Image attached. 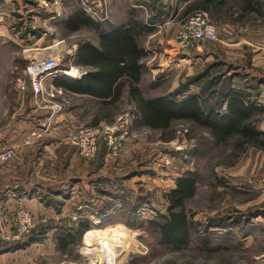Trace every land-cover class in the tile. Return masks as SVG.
<instances>
[{
    "label": "rangeland",
    "instance_id": "374dc122",
    "mask_svg": "<svg viewBox=\"0 0 264 264\" xmlns=\"http://www.w3.org/2000/svg\"><path fill=\"white\" fill-rule=\"evenodd\" d=\"M205 2L0 0V13L7 9L3 23L6 22L18 40H25L22 46L11 41L1 51L0 139L16 141L18 146L25 145L26 148L31 146L27 152L31 154L33 166L40 168L46 154L43 142L60 136L63 144L57 152L59 158H49L47 162L44 159L42 163L54 170L55 175L50 177L56 180L52 178L54 181L50 183L55 188L84 181L81 187L86 193L95 183V193L90 194L102 199L97 206L80 209L73 215L77 208L75 201L70 200L65 206V199L72 195L71 187L61 197L56 195L58 191L43 192L36 187L27 190L29 195H37L43 202L54 205L56 215H43L37 219L32 210L17 206L6 222L11 238L0 235V253L45 243L49 254L38 256L34 261L38 264H218L225 254L232 256L230 252H208V248L222 245V241L219 245L217 242V238L223 236L219 235L222 232L224 236L238 233L234 239L236 246L240 244L239 238L243 239L251 232L253 242L257 243L256 250L263 248L264 148H238V136L218 144L209 128L191 119H176L167 129L150 128L142 122L136 102L127 91L118 103L105 106L97 100L79 98L54 87L52 77H48L45 100L36 102L33 99L32 106L38 108L33 112L32 91L21 93L17 90L19 79L29 66L51 57H57L66 72L72 69L86 72L88 67L77 60L81 44L99 45L101 34L111 30L112 24L138 20L151 29L140 36L147 52L143 60L144 76L139 83L145 97L173 95L181 100L198 96L207 108L223 109L224 93L233 86L250 95L257 107H264V0H256L258 9L251 10H246V0ZM80 10L94 22H100L102 27L68 28L70 17ZM199 10L206 11L217 26L218 40L204 41L184 50L177 39L178 33ZM176 14L177 20L171 19L170 16ZM174 28L179 29L176 40L181 53L168 49L171 46H166L169 51L165 45L158 46L159 35L154 36L167 30L172 34L170 31ZM31 52L36 59L32 63L24 58V54L29 56ZM172 60L170 66L177 64V67L170 77L164 78L163 70L157 69L166 67ZM68 76L78 78L74 74ZM46 105H54V109H47ZM14 107L18 110L13 112ZM47 110L51 111L50 115ZM57 111L64 113L60 117L63 119L61 127L53 122ZM123 119L129 122L132 135L120 154H111L102 141L95 159L81 156L72 140L81 127L113 129ZM29 120H33L32 126ZM252 120L264 132V110H257ZM4 149L3 152L12 151L14 157L13 145H6ZM74 168L83 173L82 180L78 179L77 173H70ZM186 174L197 177L196 194L186 203L192 238L189 244L175 247L166 243L161 231L149 222L167 221L168 194L176 187L177 178ZM22 191L18 189L17 195L24 194ZM0 195L4 198V191ZM24 211L30 214L33 228L18 236ZM87 220L91 222L89 229L83 234L76 233L79 224ZM69 233L74 238L66 249H61L57 238ZM50 234H54L58 244L56 252L51 250L52 244H48ZM112 236L125 237L131 246L119 260L103 251L111 245ZM240 256L245 264L249 263L246 253H240Z\"/></svg>",
    "mask_w": 264,
    "mask_h": 264
},
{
    "label": "trees",
    "instance_id": "16d2710c",
    "mask_svg": "<svg viewBox=\"0 0 264 264\" xmlns=\"http://www.w3.org/2000/svg\"><path fill=\"white\" fill-rule=\"evenodd\" d=\"M207 4L213 0H205ZM256 0H246L247 9L256 8ZM68 28L79 30L83 25L102 27L92 20L84 10L70 17ZM151 29L138 20L123 23L100 36L99 45L90 42L81 44L77 51L79 64L88 67L80 78L66 74L57 75L55 87L68 92L83 94L97 99L105 106L118 103L125 90L136 102L142 122L154 129H167L176 119H191L210 129L218 144L226 143L238 136V148L250 146L264 148V132L252 120L254 113L264 107H257L250 95L236 87H229L224 93L223 106H204L198 96L178 100L173 95L145 97L139 86L142 79L146 50L140 36ZM197 191V177L186 174L177 178L176 187L168 194L169 217L166 222L150 221V225L161 231L163 240L175 247L189 244L192 238L191 220L186 203ZM90 221L81 222L76 233L89 229ZM71 231V229L69 230ZM71 233L57 238L61 249H66L73 240Z\"/></svg>",
    "mask_w": 264,
    "mask_h": 264
},
{
    "label": "crops",
    "instance_id": "0c3cea01",
    "mask_svg": "<svg viewBox=\"0 0 264 264\" xmlns=\"http://www.w3.org/2000/svg\"><path fill=\"white\" fill-rule=\"evenodd\" d=\"M194 0H186V3H192ZM247 10H251V9H247ZM1 15V20H0V58H1V51L4 47L8 46V44L12 41L15 44H19L20 46H22V43L25 42V40H18L17 36L15 34H12L10 32V30L8 29V25L3 23V18L6 17L7 15V9L2 10V13H0ZM3 16V17H2ZM173 16V15H172ZM174 20H177V14L174 15ZM130 21V20H129ZM127 21V22H129ZM125 22V23H127ZM124 22L118 23V24H112L111 29L123 24ZM160 28H165V26H160ZM163 30V29H162ZM160 30V31H162ZM165 30V29H164ZM179 30V29H178ZM176 28L172 29L170 31L169 34L168 30L167 32L161 33L158 32L157 34L155 33V35H159L160 40L158 41V46L159 45H165L164 47L167 49L168 46H171V48L169 47L168 49H172V51L177 52V53H181L180 49H179V45L177 43V31ZM166 33V34H165ZM158 39V38H157ZM32 41V40H30ZM174 42H176V44H174ZM29 45H33V41L30 42ZM143 45V44H142ZM167 46V47H166ZM167 49V50H168ZM169 51V50H168ZM176 53V54H177ZM34 52H31V54L29 56H27L26 54H24V58L27 59L28 61H30L31 63L36 60L34 57ZM173 60L167 63L166 67L164 68H158L157 71H162L163 72V77H170V75L172 73H174L175 71V67H177V64H173L172 66H170V63H172ZM144 75H142L143 78ZM55 77L51 78V82L53 85V80ZM142 80V79H141ZM54 86V85H53ZM55 87V86H54ZM59 88V87H56ZM31 91V90H30ZM125 91H127L128 95H129V90L126 89ZM126 93V94H127ZM32 94V92H31ZM74 95H76L79 98H84V99H94L97 100L91 96L88 95H83V94H76L73 93ZM125 94V93H124ZM130 96V95H129ZM33 95H31L30 98V104H31V111H37L38 108L34 109L35 107L32 106V101H33ZM98 101V100H97ZM54 102V104L59 103V101H52ZM21 106V105H20ZM19 106V107H20ZM47 109L51 108L54 109V105H46L45 106ZM18 108L14 107L13 108V112L17 111ZM21 110V109H19ZM49 111V115L51 113L50 110ZM43 112V111H42ZM64 113L61 112L59 113V111L56 112L55 117L53 118V122L55 121L56 126L61 127V123L63 121L60 120V117H63ZM68 115H72L71 113H68ZM56 118V119H55ZM49 118L47 117V119H45L46 121ZM30 121V120H29ZM40 121H43L42 119H40ZM13 122H16L15 120ZM52 122V123H53ZM30 126H32L33 124V120L30 121ZM56 131H58L56 129ZM14 133V132H13ZM16 133V131H15ZM58 134V132H56ZM63 139L60 138V136H54L51 137L49 139V141H45L43 142L44 145V151L46 152V154L43 156V159H41V167L38 168L37 166H33L32 163V158H31V154L27 149H30V147H25V145H20L18 146L16 144V141L9 140L8 142H4L2 139H0V154L3 152L4 146L9 145V147H11L13 145V151H14V157L9 161L6 162L4 160L1 159L0 157V192L4 191V198H2V196L0 195V235L5 236L6 238L10 239L11 237V233H8L6 230V222L9 221L10 216H12V212L14 209H16L17 206L22 205L27 207L28 209L32 210L34 215L36 216V218L38 219L40 216L44 217H53L54 213H56V208L54 207V205L52 204H48L42 201V199L40 197H38L37 195H29L28 193H26L27 190H31L33 189V187H36V189L41 190L43 192L48 191V192H53V191H58L55 192L57 196L61 197L63 196V194L65 195L67 193V188L71 187V191H72V195L71 197H68L67 199H65L66 204L67 205L68 202H70V200H74L75 203V211L73 212V215L77 214V211L79 213L80 209L83 208H93L94 206H97L98 202H102V199L97 198L93 195H91L90 193H95V188H96V184L92 183L90 188H89V192H85L82 187L81 184H83L84 181H74V183L70 184L68 187L65 186H60L57 185L54 188V184L50 183L51 181H54V177H50L54 173V170L52 169V167L48 166L47 164L43 165V160L47 162V160L49 158L54 159V158H59V154H57L58 149L61 147V145L63 144ZM15 143V144H14ZM42 144V143H41ZM21 152V153H20ZM25 152V154H24ZM74 156V154H73ZM75 157V156H74ZM70 173H77L75 175H77L79 180H82V174L78 171V169L74 168L72 172ZM39 174V175H38ZM37 181H36V178ZM39 176V177H37ZM54 178V179H52ZM38 179H40V182L38 181ZM56 180V179H55ZM114 188V187H113ZM112 188V189H113ZM23 190L22 192L24 194L22 195H17V190ZM111 189V190H112ZM70 190V189H69ZM68 190V191H69ZM115 192V190H114ZM93 196V197H92ZM119 203V202H118ZM119 205V204H117ZM14 206V208H13ZM37 212V213H35ZM79 216H81L80 214H78ZM88 217L89 216H85ZM103 219V218H102ZM101 219V220H102ZM88 220L90 221H95L92 218H89ZM100 220V221H101ZM98 222V220H97ZM54 234H50L49 239L51 242H48V244H52V248L51 250L53 252H56L58 250V244L54 241ZM219 235H223L221 237L217 238V242L218 245L220 244V242L222 241V245L221 246H217L215 248H208V252H223V253H232V256H229V254H225V257L223 258L224 260H218V264H245L244 261L242 260L240 253L241 254H247L249 259L248 262L246 264H264V246L260 251H257V243L254 241L253 242V238H252V234L251 232H248L245 234V237L239 238V245L236 246V243L234 241V239H236L235 235H238V233L234 234H225L222 232V234ZM207 242L209 243V240H207ZM47 244V245H48ZM49 247V246H48ZM46 245L45 243H33L31 245H28L24 248H19L13 251H7V252H3L0 253V264H38L36 262H34L36 260V258L38 256L43 257L49 254L48 250H46ZM222 262V263H221Z\"/></svg>",
    "mask_w": 264,
    "mask_h": 264
},
{
    "label": "built area",
    "instance_id": "2783aa9c",
    "mask_svg": "<svg viewBox=\"0 0 264 264\" xmlns=\"http://www.w3.org/2000/svg\"><path fill=\"white\" fill-rule=\"evenodd\" d=\"M1 20V16H0ZM178 41L182 49L187 50L196 47L201 42H214L218 40V28L211 20L206 11L199 10L195 12L182 26L178 33ZM66 74L57 57L44 59L40 63H35L25 70V75L19 79L17 90L21 93L32 91L33 98L38 102L45 100V80L48 77ZM86 72L78 70L77 77L80 78ZM68 75V74H67ZM76 78V77H75ZM132 135L129 122L125 119L120 121L113 128L101 127H81L73 136V141L84 158L93 160L96 158L101 142L104 141L111 154H120L126 142ZM12 151H6L1 154L2 160L12 158ZM33 228V222L28 212L21 213V227L19 235L28 233Z\"/></svg>",
    "mask_w": 264,
    "mask_h": 264
},
{
    "label": "bare ground",
    "instance_id": "6f19581e",
    "mask_svg": "<svg viewBox=\"0 0 264 264\" xmlns=\"http://www.w3.org/2000/svg\"><path fill=\"white\" fill-rule=\"evenodd\" d=\"M69 72L68 74H74L75 76L78 75V70L72 69L71 71H67ZM124 237V236H123ZM128 241L125 240L124 238H117L115 236L110 237V244L109 247L107 248H103V251L105 252H109L111 254L112 257H115L119 260L120 256L122 254H125L129 249H130V245L129 243H127ZM132 245V243H130ZM102 252V251H101ZM105 256V255H104Z\"/></svg>",
    "mask_w": 264,
    "mask_h": 264
}]
</instances>
